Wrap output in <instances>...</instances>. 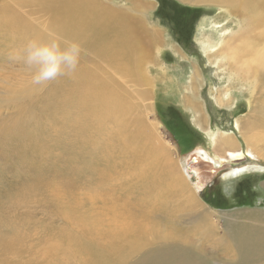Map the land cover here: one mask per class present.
I'll return each mask as SVG.
<instances>
[{
	"label": "bare ground",
	"instance_id": "1",
	"mask_svg": "<svg viewBox=\"0 0 264 264\" xmlns=\"http://www.w3.org/2000/svg\"><path fill=\"white\" fill-rule=\"evenodd\" d=\"M32 2L31 13L40 19L48 14L41 20L46 28L66 39L82 36V69L43 85L34 84L25 71L30 85L20 86L12 99L4 98L12 112L0 108V264L24 263L23 212L37 202L54 207L57 198L65 201L69 210L63 216L83 233L89 259L96 264H205L192 252H186L191 258H182V250L169 245L186 244L193 229L212 240V229L202 228L212 224L209 205L200 197L203 177L192 164L207 162L213 172L227 166L223 178L235 179L263 172L261 162H249L248 156L257 160V152L208 130L206 138L221 150L211 154L197 146L174 168L145 121L153 90L146 59L155 44L141 21L118 10L111 16L106 6L87 0L80 24L72 18L69 0ZM16 3L22 5L23 0ZM3 5L10 7L0 0V8ZM6 11H0V23L14 42L24 46L30 38L49 39L30 29L24 17L15 19V11L12 16L7 15L12 10ZM185 101L195 105L190 97ZM199 122L204 123L202 117ZM236 127L240 129L239 123ZM78 174H83L81 180L73 178ZM180 214L190 217L189 229L175 222L160 231L161 220ZM254 216L264 219V213ZM228 230L239 262H259L264 230L247 223L240 224L237 233ZM226 237L222 243L229 242Z\"/></svg>",
	"mask_w": 264,
	"mask_h": 264
},
{
	"label": "rangeland",
	"instance_id": "2",
	"mask_svg": "<svg viewBox=\"0 0 264 264\" xmlns=\"http://www.w3.org/2000/svg\"><path fill=\"white\" fill-rule=\"evenodd\" d=\"M1 1L10 4L8 9L3 5L1 13L12 10L7 13L12 16L15 11V19L24 17L31 24L30 29L47 36H61L60 32L54 33L41 24L48 14L40 15V19L31 13L33 0H23L22 5L16 0ZM86 1L69 0L72 18L80 24H84L82 15ZM96 1L106 6L111 16L115 10L132 15L141 21L139 24L145 26L148 35H152L154 50L146 60L153 90L145 121L174 168L178 167L181 157L197 146L205 147L204 150L211 154L215 149L221 150L220 147L214 149L206 138L208 130L232 137L235 145L243 149L250 145L259 157L255 160L256 157L248 156L249 162L259 161L264 166V0ZM4 25L0 23V108L2 112L11 113L12 109L5 107L4 98L12 99L20 86H29L32 77L25 78L23 74L29 71L33 76L34 71L12 58L23 43L14 42L3 33ZM81 39L82 36L67 37L80 47ZM77 69H82L81 60ZM187 97L195 103L193 107L187 105ZM200 117L204 123L199 122ZM192 166L203 177L200 197L209 205L206 209L211 212L212 224L206 222L202 228L212 229V240L193 229L187 233L186 244L179 241L169 245L182 250V258H191L186 252H192L205 264H248L239 262L240 255L236 254L227 233L228 228L237 233L242 223L264 230V219L254 216L264 213V170L226 180L223 175L227 166L215 172L207 162L200 161ZM15 171L11 169L10 174L14 175ZM256 174L261 176L255 177ZM78 175L79 178H73L81 180L83 174ZM192 180L196 182L194 174ZM62 200H53L54 207L37 202L34 208L23 212L26 221L21 250L23 264H96L89 259L83 233L63 216L69 209ZM74 209H80V205ZM176 216L169 215L161 220L158 223L160 231L169 230V226L176 223L189 229L190 217ZM225 236L228 243L221 241ZM259 260L253 264H264V256Z\"/></svg>",
	"mask_w": 264,
	"mask_h": 264
},
{
	"label": "clouds",
	"instance_id": "3",
	"mask_svg": "<svg viewBox=\"0 0 264 264\" xmlns=\"http://www.w3.org/2000/svg\"><path fill=\"white\" fill-rule=\"evenodd\" d=\"M80 55L81 47L77 42L52 35L46 41L29 40L12 58L34 71V84L43 85L61 75L71 77L77 70Z\"/></svg>",
	"mask_w": 264,
	"mask_h": 264
},
{
	"label": "trees",
	"instance_id": "4",
	"mask_svg": "<svg viewBox=\"0 0 264 264\" xmlns=\"http://www.w3.org/2000/svg\"><path fill=\"white\" fill-rule=\"evenodd\" d=\"M184 11V10H183Z\"/></svg>",
	"mask_w": 264,
	"mask_h": 264
}]
</instances>
